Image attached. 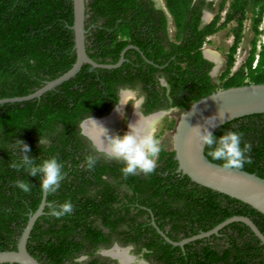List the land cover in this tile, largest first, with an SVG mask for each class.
<instances>
[{"label": "trees", "instance_id": "trees-1", "mask_svg": "<svg viewBox=\"0 0 264 264\" xmlns=\"http://www.w3.org/2000/svg\"><path fill=\"white\" fill-rule=\"evenodd\" d=\"M154 2L87 0L85 20L86 27H91L86 35L87 52L92 59L114 64L122 50L133 43L154 63L147 62L140 51L129 49V59L120 66L91 70V65L84 63L76 76L40 97L0 103V250L16 248L30 213L37 209L43 196V174L34 177L23 168L17 171L10 166L21 157L13 144L16 139L29 145V155L37 158L36 163L57 157L65 173L59 190L46 193L44 213L36 219L27 242L28 250L42 264H74L77 253L85 247L93 250L105 240L101 223L116 231L118 221H126V232L137 237L144 231V222L136 214L130 215V202L134 201L151 207L162 220L161 225L170 217L173 229L183 230L185 236L207 231L235 214L250 216L264 233V214L179 172L174 149L162 147L159 164L149 175L125 177L123 165L115 160H99L94 170H87L85 157L94 153H90L87 138L81 133L82 119L92 111H109L116 103L120 86L142 83L148 90L151 87L146 112L170 106L186 110L196 100L216 91L219 84L210 73L214 63L204 57L202 46L209 35L233 20L237 24L232 27L234 42L220 75L222 88L264 83V43L258 49L264 0H231L220 22V12L226 5V0H222L214 19L206 24H201L202 12L205 7L214 9L212 1L165 0L177 29L174 41L168 35L167 15ZM247 17L254 33L252 47L245 62L231 73ZM72 24L73 0H0V99L30 94L72 67L76 60ZM160 77L165 78L166 85ZM174 123L170 127L174 128ZM228 129L243 134L242 147L245 141L252 145L247 153L252 163H245L243 169L264 177V112L234 118L213 133L219 137ZM41 136L46 141L43 145L39 143ZM207 151L205 148L206 155ZM106 174L121 178L128 188L124 211L105 203L104 196L109 197L108 204L116 198L115 187L107 181ZM17 179L30 181L31 191L24 193L16 187ZM98 185L103 188L100 199L89 192L90 186ZM67 200L74 205L71 214L60 219L49 215L50 203ZM227 228L236 232H228ZM151 232L155 237L149 236L148 246L159 251L157 258L163 264H264V244L240 221L224 226L220 232L225 234L198 238L183 248L157 240L160 235L153 227ZM97 262L93 258L88 264Z\"/></svg>", "mask_w": 264, "mask_h": 264}, {"label": "clouds", "instance_id": "clouds-1", "mask_svg": "<svg viewBox=\"0 0 264 264\" xmlns=\"http://www.w3.org/2000/svg\"><path fill=\"white\" fill-rule=\"evenodd\" d=\"M166 4V3H165ZM168 9V8H167ZM259 25L260 26L263 22ZM87 34V33H86ZM264 29H260L258 39V49L264 43ZM146 95L139 87H121L116 94V104L114 110L125 118L127 130L122 133L111 132L102 121L89 115L81 122L82 134L89 140L93 152L85 157L87 170H94L101 157L112 161L115 160L123 165L121 171L125 177L136 176L138 174L149 175L154 173L157 167V160L162 151V144L156 135L157 126L164 113L145 114L143 106L146 102ZM131 105L133 114L138 117L136 120L127 118L125 108ZM220 113L205 117L204 124H197L191 127L189 143L193 140L198 141L199 146L207 148V156L212 161H221L224 169H243L245 163L251 164L252 158L247 153L251 152L252 145L245 141L241 146L243 134L232 129L225 130L223 135L217 137L212 129L217 127V120L221 119ZM40 145L46 143L41 136ZM19 148L21 157L18 162H13L10 166L19 171L25 169L30 176H40V188L44 193H56L63 180L65 173L62 171L63 164L57 157L43 159L36 163V159L29 155L31 149L21 139L13 142ZM15 185L24 193L31 191V182L23 179L15 180ZM49 215L60 219L69 215L74 210V205L70 200L61 204L48 205ZM111 248L121 252L119 256H110L109 259L115 260L116 264H149L146 259L150 252L147 248H140L137 251L133 244L121 245L119 241H113ZM101 254V253H98ZM84 257L78 256L74 264H82Z\"/></svg>", "mask_w": 264, "mask_h": 264}, {"label": "water", "instance_id": "water-1", "mask_svg": "<svg viewBox=\"0 0 264 264\" xmlns=\"http://www.w3.org/2000/svg\"><path fill=\"white\" fill-rule=\"evenodd\" d=\"M86 2L87 0H73V24L71 28L74 31L76 60L72 67L59 77L46 81L43 86L30 94L1 98L0 103L40 97L46 91L54 89L64 81L76 76L84 63H88L92 67L102 66L107 68L117 67L122 63L123 56L114 64H99L89 56L86 46ZM261 112H264V83L250 82L219 88L193 102L181 113L173 134L174 158L178 162L177 170L188 175L192 181L241 200L264 214V177L244 169H224L221 164L211 161L207 157L205 148L202 149L198 141L193 140L192 143H189L191 127L204 124L205 117L220 113L222 118L217 120L218 127L234 118ZM216 128H213L212 131L214 132ZM46 204V193L43 192L39 206L29 215L17 241L16 248L0 250V263L42 264L28 250L27 242L33 225L36 219L44 213ZM234 221H240L248 225L261 243L264 244V233L254 220L245 214L230 216L212 229L203 231L191 239L217 233L220 228Z\"/></svg>", "mask_w": 264, "mask_h": 264}, {"label": "flooded vegetation", "instance_id": "flooded-vegetation-1", "mask_svg": "<svg viewBox=\"0 0 264 264\" xmlns=\"http://www.w3.org/2000/svg\"><path fill=\"white\" fill-rule=\"evenodd\" d=\"M154 1H155L154 2L155 5L157 7L163 8L165 14L168 17V35H169L170 40L171 41L176 40L175 38H176V34H177V29H176V26H175V23H174V18L172 16V14L169 12V10L167 9V6L165 4V0H154ZM205 1L207 3V2H210L212 0H205ZM212 3H213V1H212ZM213 7H214V4H213ZM210 11H212V10L210 8H208V7H205L203 9L202 16H201V24L209 23V22H211L214 19L216 14L212 18L210 17V19H209V15H210L209 12ZM90 28L91 27L87 28V33L90 30ZM205 42H206V40H205ZM90 43H91V41H90ZM86 46H87V35H86ZM230 48H231V46H230ZM230 48H229V50H230ZM129 49H135V50L140 51V53L142 54L143 58L146 59L147 62L154 63L152 60L146 58L145 54L141 51V49L137 45H135L133 43H129L122 50L120 58L118 59V61H119L122 58V56L124 57V59L122 60V63L120 65H122L126 60L129 59L126 56V51L129 50ZM202 51H203L204 57L207 58L208 56L206 55V52H205L206 49L203 46H202ZM209 58H207V59H209ZM209 60L214 63V65H213V67H212V69L210 71L211 75L214 76V72L213 71L215 70V66H216V62L217 61L214 60L213 58H210ZM96 62H98V61H96ZM98 63L99 64H107V63H103V62H98ZM100 67H102V66H100ZM94 68H97V67H92L91 66V70H93ZM160 82L163 85L167 84L165 78H163V77H160ZM121 87H125V86H120L118 88V90ZM135 87H139L140 90L142 91V93H144L146 95V97H147L146 102H145V104L143 106L145 114H148V113H165V112L167 113L168 111L175 110V109L181 110V113L184 111L183 109H181V108H179L177 106H170V107H167V108L166 107L156 108V109H152L151 111L146 112L145 110H147V108H149L148 99L151 97V91H150L151 87H149V90H148V89H146L143 86L142 83H138L133 88H135ZM115 104L112 106V108L109 111H107L105 113H99V112H93L92 111L90 116L96 118L99 121H102V120L106 119L107 117H109L110 115H112L114 113ZM125 112H126L127 118L129 120H133V118H134L133 109H132V111L127 112V106H126ZM87 117H89V115L86 116L85 118H83L82 121H84ZM81 122H80V124H81ZM126 130H127V124H126L125 118L121 116V119L119 120V123L116 124V128H115L114 132L115 133H122V132H124ZM81 133H82V129H81ZM86 141H87L88 145L91 147L90 153H94L89 140L86 139ZM162 147L165 148V149H168L164 144H162ZM94 154H96V153H94ZM100 160L102 162L107 161V159H105L103 157H101ZM158 164H159V157H158V160H157V165ZM105 178L107 179V181H111L113 183L112 185H114V187H115L114 194L116 195V198L115 199H111V202L109 204H108L109 197L108 196H104L105 201H106L105 202L106 205L108 207H117V209H118V207H120L122 209L121 211H124L125 208L122 205H123V201L125 199V194L128 192V188H127L126 184L124 182L121 183V178L119 180H117L111 174H106ZM116 182H118V183H116ZM101 191H103V188H102V186L100 187L99 185L98 186H92V188L90 186V188H89L90 194L97 195L98 199L102 198ZM131 193L132 192H130V194ZM130 203H131V205H130V215L136 214L138 219H139V221H141V223L144 222V225H143L144 226L143 227L144 231L141 234H139L137 237L133 238L132 235H129L126 232L127 231L125 229L127 227L126 221H118L117 230L116 231L111 230L108 226H106L103 223H101V227H102L103 231L105 232V240L104 241H100L98 243L97 248H95L93 250L88 249V247L87 248L85 247L81 252H79V253H77L75 255L74 261H75V259L78 256H83L84 259L82 261V264H88L93 258H97L98 259L97 264H116L115 260L109 259L108 257H110V256H119V253H121L120 250L111 248V245H112L113 241H119L121 245H127V244L135 245L137 251H139V249L142 248V247L143 248H147L149 250V252H150V255L146 256V259L149 262V264H163V261H161V260H159V258H157V256L159 255V251L158 252L155 251V249L152 248V247H149L148 243H147V242L150 241L149 240V236L151 234L153 236L155 235V234H153L151 232L152 227L155 228L156 231L160 235L159 237H156L157 240H160L161 242H164V243H166V242L172 243L174 246H180V247L183 248V246L187 242H191L192 240L198 239V238L191 239L195 235H193V236H185V234H184L185 232L183 230L173 229L174 221L170 217L165 218L166 223L161 225V223H163L162 220L156 214H154V212L152 211L151 207L147 206L146 204H140V203L135 202V201L134 202H130ZM141 210H144V212H142ZM222 228H220L217 233H212L209 236H205V238H212L213 234H216L218 236H220L222 234H225V232H220V230ZM227 231L228 232H236L234 229H231V228L230 229L227 228ZM199 233H201V232H199ZM198 234H196V235H198ZM174 237H176V238H174ZM77 238L81 239L80 236H78ZM220 241L222 243L223 238ZM154 247H156V246H154ZM222 247H224V246L222 245ZM98 253H101V254H98ZM217 264H221V263L217 262Z\"/></svg>", "mask_w": 264, "mask_h": 264}, {"label": "rangeland", "instance_id": "rangeland-1", "mask_svg": "<svg viewBox=\"0 0 264 264\" xmlns=\"http://www.w3.org/2000/svg\"><path fill=\"white\" fill-rule=\"evenodd\" d=\"M214 4V9L210 11L209 19L212 18L218 11L219 4L222 0H212ZM231 0H226V5L223 10L220 12V22L224 20L228 4ZM250 16V12H248ZM237 24V21L233 20L227 24V26L213 35L207 37L206 42L203 44V47L207 50L212 51L214 60H216V66L214 72V79L219 84V88H222V80L220 78L221 73L224 71L227 63L229 48L234 42V36L232 33V27ZM254 33L251 29V19L247 17L243 24L242 39L235 53V62L231 69V73L236 71L246 60L249 55L250 49L252 47V39ZM205 51V52H206ZM132 106L127 105V112L132 111ZM181 115V110L175 109L165 112L157 126L156 135L161 141V144H164L168 149H173V134L175 127H170V124L175 122L173 126H176Z\"/></svg>", "mask_w": 264, "mask_h": 264}, {"label": "bare ground", "instance_id": "bare-ground-1", "mask_svg": "<svg viewBox=\"0 0 264 264\" xmlns=\"http://www.w3.org/2000/svg\"><path fill=\"white\" fill-rule=\"evenodd\" d=\"M213 51V50H212ZM210 51L207 50L206 51V55L213 57V55L215 56V54ZM121 119V115L118 114L116 111H114V113L112 115H110L109 117H107L106 119L102 120V122L105 124V126L113 133H115V128H116V124L119 123V120ZM138 119V117H136L134 115L133 120ZM119 126V125H118ZM119 255H121V253H119Z\"/></svg>", "mask_w": 264, "mask_h": 264}, {"label": "built area", "instance_id": "built-area-1", "mask_svg": "<svg viewBox=\"0 0 264 264\" xmlns=\"http://www.w3.org/2000/svg\"><path fill=\"white\" fill-rule=\"evenodd\" d=\"M260 29H264V19H263V22H262V24L260 26ZM262 41H264V37H263V40Z\"/></svg>", "mask_w": 264, "mask_h": 264}]
</instances>
